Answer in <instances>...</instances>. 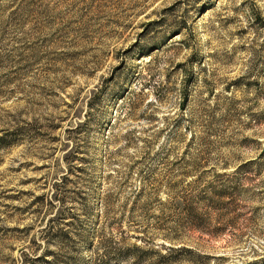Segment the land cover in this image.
Returning <instances> with one entry per match:
<instances>
[{"label": "rangeland", "instance_id": "obj_1", "mask_svg": "<svg viewBox=\"0 0 264 264\" xmlns=\"http://www.w3.org/2000/svg\"><path fill=\"white\" fill-rule=\"evenodd\" d=\"M0 264H264V0H0Z\"/></svg>", "mask_w": 264, "mask_h": 264}, {"label": "trees", "instance_id": "obj_2", "mask_svg": "<svg viewBox=\"0 0 264 264\" xmlns=\"http://www.w3.org/2000/svg\"><path fill=\"white\" fill-rule=\"evenodd\" d=\"M243 166H245V165H241L237 169H239L240 167H243ZM209 188H210V186H207V189H209ZM208 194H209V196H208ZM231 194L232 193L227 192L226 189H220L219 191H216V190L213 191V188H211L209 190L204 189V190H199L197 192L193 191L192 193L188 194V196H189L188 201L181 208V209H183V215H185V216L190 215L188 210L196 209V206H198V204H200L201 201L205 202L209 208H214V209L216 207L219 208L221 198L225 197V196L228 197ZM227 203H228V201H227Z\"/></svg>", "mask_w": 264, "mask_h": 264}]
</instances>
